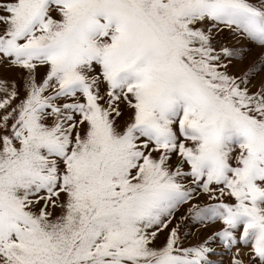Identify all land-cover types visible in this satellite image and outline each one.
<instances>
[{
  "label": "snow or ice",
  "instance_id": "obj_1",
  "mask_svg": "<svg viewBox=\"0 0 264 264\" xmlns=\"http://www.w3.org/2000/svg\"><path fill=\"white\" fill-rule=\"evenodd\" d=\"M0 264H264V0H0Z\"/></svg>",
  "mask_w": 264,
  "mask_h": 264
}]
</instances>
